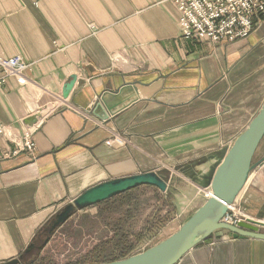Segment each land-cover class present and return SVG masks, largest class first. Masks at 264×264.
Listing matches in <instances>:
<instances>
[{"label": "crops", "instance_id": "0c3cea01", "mask_svg": "<svg viewBox=\"0 0 264 264\" xmlns=\"http://www.w3.org/2000/svg\"><path fill=\"white\" fill-rule=\"evenodd\" d=\"M179 20L173 0H0V57L28 65L0 85V124L35 143L3 158L15 144L0 137V263L103 181L195 165L208 184L264 101V20L214 45L181 38ZM234 205L264 225V161ZM177 264H264V240L218 230Z\"/></svg>", "mask_w": 264, "mask_h": 264}, {"label": "water", "instance_id": "95a60500", "mask_svg": "<svg viewBox=\"0 0 264 264\" xmlns=\"http://www.w3.org/2000/svg\"><path fill=\"white\" fill-rule=\"evenodd\" d=\"M74 83V77L64 85L62 97L66 98ZM264 137V101L248 125L224 151L218 164L213 168L209 182L203 186L210 196L186 218L176 231L160 242L124 258L87 264H177L194 246L205 241L215 231L225 230L241 237L264 240V231L254 224L239 222L237 225L222 222L227 207L234 203L252 169L264 161V156L253 161L255 151ZM167 171H143L135 175L109 179L98 183L75 197L58 210L48 221V236L36 248L41 250L55 230L64 224L75 212L97 205L117 195L140 186H152L167 191L169 176ZM193 178V176H191ZM35 248L29 243L26 254ZM23 255L0 264H32L34 260L22 262Z\"/></svg>", "mask_w": 264, "mask_h": 264}, {"label": "rangeland", "instance_id": "374dc122", "mask_svg": "<svg viewBox=\"0 0 264 264\" xmlns=\"http://www.w3.org/2000/svg\"><path fill=\"white\" fill-rule=\"evenodd\" d=\"M263 147L264 137L255 151V157ZM194 166L170 169L166 172L167 175L163 174L170 178L167 191L141 187L130 193L129 197L132 200L130 204H118L119 207H116L112 213H107L102 208L100 215H97L100 210L95 205L85 208L87 209L85 213L81 212L84 209L75 212L61 230L55 231L49 237L41 250L36 247L43 243L48 236L47 233L34 243V249L22 255L26 259H33L34 262L44 256L43 264H48L50 261L52 264H87L89 260L85 259L86 253L96 244H101L102 239L111 236L108 231L111 229L110 225L121 223L125 230L138 231L152 213L158 216L168 215V218H171L167 222L170 223L173 222L171 219L175 221L173 218L177 215L176 222L169 226L166 222L164 224V226L167 224L166 228L158 233V237L146 240V243H141L138 248L143 249L160 242L207 197V190L198 183L199 175L196 176L194 173ZM168 201H171L172 205H169ZM117 203L114 202L113 205ZM183 207L186 208L182 209Z\"/></svg>", "mask_w": 264, "mask_h": 264}, {"label": "built area", "instance_id": "2783aa9c", "mask_svg": "<svg viewBox=\"0 0 264 264\" xmlns=\"http://www.w3.org/2000/svg\"><path fill=\"white\" fill-rule=\"evenodd\" d=\"M180 13L179 32L181 38L211 44L232 43L245 39L255 24L264 20V0H173ZM28 65L18 56L0 57V85L6 75L21 73ZM0 137L15 144L11 151L1 154L3 158L19 152L33 154L35 143L30 133L17 139L8 125L0 124ZM222 222L237 225L251 223L247 214L234 203L227 207ZM259 228L264 225L255 224Z\"/></svg>", "mask_w": 264, "mask_h": 264}, {"label": "trees", "instance_id": "16d2710c", "mask_svg": "<svg viewBox=\"0 0 264 264\" xmlns=\"http://www.w3.org/2000/svg\"><path fill=\"white\" fill-rule=\"evenodd\" d=\"M187 167L188 166H185V168ZM141 187L152 188L153 190H156L155 187L140 186L138 188L117 195L111 199H108L95 205L100 210L97 215H100V213L102 212V208L105 209V212L112 213L115 211L116 207H119V205L130 204V202L132 201L129 197L130 193ZM114 202H118L117 205L114 206ZM168 204L172 205V202L168 201ZM170 218L171 217L168 218V215L158 216L155 213H152L149 219L145 221L144 225L138 231L125 230L121 223L110 225V230L113 231L112 235L109 238L102 239L101 244H96V246H94L91 250L86 253L85 259L89 260V262L87 263L107 262L124 258L132 254L133 252H135L139 244L155 236ZM48 225L49 223L47 222L37 230L31 241L32 243H36V241H39V239L46 235V229ZM43 262L44 256H41L33 264H43ZM48 264H52V262L50 261Z\"/></svg>", "mask_w": 264, "mask_h": 264}, {"label": "flooded vegetation", "instance_id": "af4514ba", "mask_svg": "<svg viewBox=\"0 0 264 264\" xmlns=\"http://www.w3.org/2000/svg\"><path fill=\"white\" fill-rule=\"evenodd\" d=\"M48 227H49V225L47 226V229H46L47 232H48ZM30 260H32V259H26L25 256H23V258H22V262H23V263H26V262H28V261H30ZM33 263H34V262H33Z\"/></svg>", "mask_w": 264, "mask_h": 264}, {"label": "bare ground", "instance_id": "6f19581e", "mask_svg": "<svg viewBox=\"0 0 264 264\" xmlns=\"http://www.w3.org/2000/svg\"><path fill=\"white\" fill-rule=\"evenodd\" d=\"M207 196H210V192H207Z\"/></svg>", "mask_w": 264, "mask_h": 264}]
</instances>
